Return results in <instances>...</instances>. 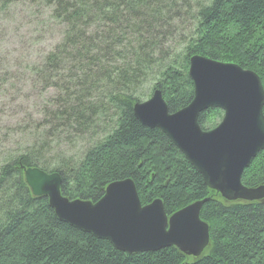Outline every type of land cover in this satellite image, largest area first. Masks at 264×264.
<instances>
[{
    "label": "trees",
    "instance_id": "obj_1",
    "mask_svg": "<svg viewBox=\"0 0 264 264\" xmlns=\"http://www.w3.org/2000/svg\"><path fill=\"white\" fill-rule=\"evenodd\" d=\"M20 2L39 3L61 36L29 63L36 92L52 94L0 155V264H264V200H225L133 112L156 89L170 112L190 104L195 54L252 70L264 88V0H0V20ZM222 115L208 109L198 122L207 130ZM22 166L59 173L70 199L97 202L126 178L143 205L160 198L168 216L207 199L200 218L209 246L198 258L173 246L121 251L60 220L46 197L32 194ZM241 181L264 184V150Z\"/></svg>",
    "mask_w": 264,
    "mask_h": 264
},
{
    "label": "water",
    "instance_id": "obj_2",
    "mask_svg": "<svg viewBox=\"0 0 264 264\" xmlns=\"http://www.w3.org/2000/svg\"><path fill=\"white\" fill-rule=\"evenodd\" d=\"M194 96L190 104L170 112L160 89L133 106L135 117L157 128L202 176L204 184L227 201L264 200V184H242L244 170L264 150V88L259 76L237 64L195 54L189 60ZM223 111L221 122L203 130L199 116L208 109ZM26 184L36 197H46L56 216L126 253L176 247L194 257L209 245V226L200 218L207 199L170 216L161 199L143 205L131 178L111 182L97 202L70 199L61 191L62 177L25 167Z\"/></svg>",
    "mask_w": 264,
    "mask_h": 264
},
{
    "label": "rangeland",
    "instance_id": "obj_3",
    "mask_svg": "<svg viewBox=\"0 0 264 264\" xmlns=\"http://www.w3.org/2000/svg\"><path fill=\"white\" fill-rule=\"evenodd\" d=\"M35 5L20 2L0 20V78H3L0 81V155L16 147L21 140L16 126L30 115L36 116L43 100L52 94L51 91L43 95L36 92L37 87L29 76V63L59 42L61 26L44 8ZM221 120L208 130L214 129Z\"/></svg>",
    "mask_w": 264,
    "mask_h": 264
},
{
    "label": "bare ground",
    "instance_id": "obj_4",
    "mask_svg": "<svg viewBox=\"0 0 264 264\" xmlns=\"http://www.w3.org/2000/svg\"><path fill=\"white\" fill-rule=\"evenodd\" d=\"M117 181V180H116ZM76 199V198H75Z\"/></svg>",
    "mask_w": 264,
    "mask_h": 264
}]
</instances>
